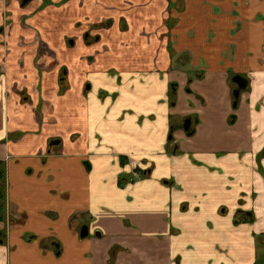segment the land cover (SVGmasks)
<instances>
[{
  "label": "crops",
  "instance_id": "1",
  "mask_svg": "<svg viewBox=\"0 0 264 264\" xmlns=\"http://www.w3.org/2000/svg\"><path fill=\"white\" fill-rule=\"evenodd\" d=\"M173 2L0 0V264H262L264 0Z\"/></svg>",
  "mask_w": 264,
  "mask_h": 264
},
{
  "label": "flooded vegetation",
  "instance_id": "2",
  "mask_svg": "<svg viewBox=\"0 0 264 264\" xmlns=\"http://www.w3.org/2000/svg\"><path fill=\"white\" fill-rule=\"evenodd\" d=\"M30 1L31 0H22L23 3H28ZM168 1H169V10L170 11L173 8L174 9H180L181 6L180 7L177 6V4L175 2H173V0L172 1L168 0ZM234 1H235L236 7H240L242 5H247L248 4V0H234ZM178 2L180 3V2H182V0H178ZM6 12L7 11H4L3 15H4V13L6 14ZM4 18H5L6 21L8 20L7 15H4ZM109 22L110 21H107L106 23L108 24ZM166 24L169 26L171 24V19L168 18L167 21H166ZM71 41H72V38H71ZM167 48H168V51L170 53L171 58L172 59L174 58L175 62L183 64L185 69H186V72L190 73L188 81H187L188 84H187L186 89L188 91H191V88L189 86L190 83L192 82V80H194V78H199V77L202 76V74H203L202 70L203 69H200L201 67H198L199 69H197V70H199V72H197L195 74H192L191 67H193V65H191V64H192V60H193L194 55H193V53H192V51L190 49H185L181 53H178V51L176 50V47H175L174 44L173 45L172 44L168 45ZM0 69L1 70L3 69L2 63L0 64ZM63 75H64V73L62 72V77H63ZM228 78L230 79V83L232 84V87H233L234 107H235L238 104V99H239V96H240V92L243 89L246 88V86L248 85V81L241 74H236V73H232V72L229 73ZM88 87H90V86L88 85ZM177 92H178V82L170 83L169 90H168V96H169V99L171 101V104L174 103V100L176 99L175 97L177 96ZM197 123H198V117H193L192 115H187V116H185L183 118V121H182V124H181L180 128L185 130L188 135H192V134L195 133V130H196L195 129V124H197ZM177 128L178 127H176L175 125H173V123H171L170 131H169V135H168V142H172L174 140L173 133H174V131ZM59 142H60L59 139L50 141V149L54 145L59 144ZM125 158L126 157H124V155H121L120 160H121L122 163L124 161H126ZM1 161H3V160H1ZM127 161L131 165L132 170H131V174H129L126 177H124L122 175L119 176V180H118L119 183H120V180L122 178L124 179V182H122V184H120L121 186L125 185L126 183L135 182L136 180L142 179V178H144V177H146L148 175V170L141 168L140 164H139L140 162L138 160H136L135 158H129V159H127ZM9 210H10V208L8 206V201H7V178H6V213H5L4 220H0V221L8 220V222L11 223V219L13 218L12 217L13 215H11ZM240 213H242V211H240ZM85 226L87 227L88 234H89L88 225H83L81 230H80V235H81L83 227H85ZM2 232L4 234H6L5 231L0 230V239L2 238V236H1Z\"/></svg>",
  "mask_w": 264,
  "mask_h": 264
},
{
  "label": "trees",
  "instance_id": "3",
  "mask_svg": "<svg viewBox=\"0 0 264 264\" xmlns=\"http://www.w3.org/2000/svg\"><path fill=\"white\" fill-rule=\"evenodd\" d=\"M124 182L122 178L120 184ZM6 213V167L3 161L0 160V220H4ZM4 233L1 236L4 239Z\"/></svg>",
  "mask_w": 264,
  "mask_h": 264
},
{
  "label": "water",
  "instance_id": "4",
  "mask_svg": "<svg viewBox=\"0 0 264 264\" xmlns=\"http://www.w3.org/2000/svg\"><path fill=\"white\" fill-rule=\"evenodd\" d=\"M88 234V230H87V227L85 226V227H83V229H82V232H81V236H86Z\"/></svg>",
  "mask_w": 264,
  "mask_h": 264
},
{
  "label": "rangeland",
  "instance_id": "5",
  "mask_svg": "<svg viewBox=\"0 0 264 264\" xmlns=\"http://www.w3.org/2000/svg\"><path fill=\"white\" fill-rule=\"evenodd\" d=\"M182 130H183V129H182ZM261 263H262V264L264 263V257L262 258Z\"/></svg>",
  "mask_w": 264,
  "mask_h": 264
}]
</instances>
